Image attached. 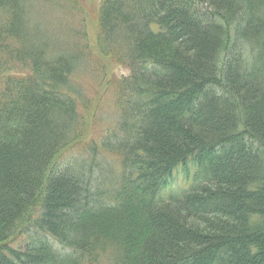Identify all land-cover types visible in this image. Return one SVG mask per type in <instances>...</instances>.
Wrapping results in <instances>:
<instances>
[{
    "label": "trees",
    "instance_id": "trees-1",
    "mask_svg": "<svg viewBox=\"0 0 264 264\" xmlns=\"http://www.w3.org/2000/svg\"><path fill=\"white\" fill-rule=\"evenodd\" d=\"M35 1L0 0V264H264V0H102L100 49L130 73L101 145L120 170L52 175L77 60Z\"/></svg>",
    "mask_w": 264,
    "mask_h": 264
},
{
    "label": "rangeland",
    "instance_id": "rangeland-1",
    "mask_svg": "<svg viewBox=\"0 0 264 264\" xmlns=\"http://www.w3.org/2000/svg\"><path fill=\"white\" fill-rule=\"evenodd\" d=\"M75 1L76 11L69 12H61L39 0L34 2L36 22L47 33L50 30L59 32V51L69 52L77 60L70 80L73 90L70 94L75 99L79 111L76 134L73 135L72 142L56 157L50 174L69 167L77 169L83 163L89 166L99 163L114 173L120 170V160L118 156L103 150L101 145L118 126L121 116L118 105L120 86L130 73L105 56L100 49L99 15L102 0ZM199 10L204 11L206 8L199 6ZM18 73L13 71L4 77L17 76ZM3 84L4 78L0 77V89ZM192 169L191 172H195V169ZM99 172L110 176L106 171ZM96 177L100 178L98 172ZM173 183V190H180L188 188L190 181H185L179 176ZM22 226L19 231L25 227ZM19 231L10 243L14 248L26 247L32 241L30 236H22ZM108 258L111 259V255L106 256L101 264H111Z\"/></svg>",
    "mask_w": 264,
    "mask_h": 264
}]
</instances>
